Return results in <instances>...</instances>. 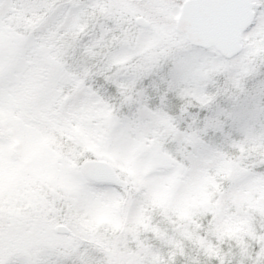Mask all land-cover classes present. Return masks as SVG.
Masks as SVG:
<instances>
[{
	"label": "snow or ice",
	"instance_id": "snow-or-ice-1",
	"mask_svg": "<svg viewBox=\"0 0 264 264\" xmlns=\"http://www.w3.org/2000/svg\"><path fill=\"white\" fill-rule=\"evenodd\" d=\"M0 264H264V0H0Z\"/></svg>",
	"mask_w": 264,
	"mask_h": 264
},
{
	"label": "rangeland",
	"instance_id": "rangeland-1",
	"mask_svg": "<svg viewBox=\"0 0 264 264\" xmlns=\"http://www.w3.org/2000/svg\"><path fill=\"white\" fill-rule=\"evenodd\" d=\"M48 147L49 146H45V151L48 150ZM46 180H43V179H40L38 181H34L32 184H31V188L32 189H36V188H39L41 185H45L46 186ZM52 195H54V193H51ZM26 204H27V201L25 200L24 196L21 195L20 197L18 198H14L13 199V202H12V207L14 209H21V210H24L25 212H34L35 209L34 208H28L26 207ZM58 213L56 211L55 208H52L51 211L49 212V217H50V223L53 225V226H56V217H57ZM44 231L46 233L47 231V224L44 225Z\"/></svg>",
	"mask_w": 264,
	"mask_h": 264
}]
</instances>
